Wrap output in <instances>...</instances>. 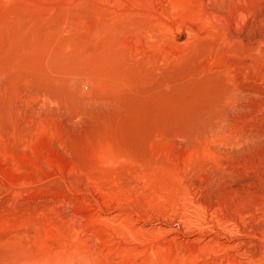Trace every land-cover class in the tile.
Here are the masks:
<instances>
[{
	"label": "rangeland",
	"instance_id": "374dc122",
	"mask_svg": "<svg viewBox=\"0 0 264 264\" xmlns=\"http://www.w3.org/2000/svg\"><path fill=\"white\" fill-rule=\"evenodd\" d=\"M0 264H264V0H0Z\"/></svg>",
	"mask_w": 264,
	"mask_h": 264
}]
</instances>
